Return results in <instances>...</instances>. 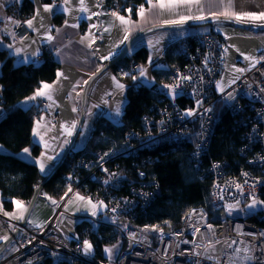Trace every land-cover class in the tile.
Instances as JSON below:
<instances>
[{
	"label": "built area",
	"instance_id": "1",
	"mask_svg": "<svg viewBox=\"0 0 264 264\" xmlns=\"http://www.w3.org/2000/svg\"><path fill=\"white\" fill-rule=\"evenodd\" d=\"M122 1L111 0L109 7L124 16L121 12ZM26 16L22 3L12 0L7 9V20L0 21V41L5 43L13 40L6 32H15L16 40L27 36L29 31L24 24ZM8 18L19 21L20 26L16 27ZM221 44V40L211 33L195 34L178 41L177 54L184 58V62L173 66L168 78L153 86L159 102L155 115L144 116L141 130L125 134L119 144L110 148H95L91 155L73 150L70 170L65 174L68 187L61 197H64L69 187L72 192L53 204L52 213L43 226L36 228L21 224L20 221L0 214V220L9 235L13 228L18 230L13 238L18 251L0 258V264H28L29 261L31 264H45L48 260H65L67 264H228L227 254L236 244H243L252 250L250 254L254 259L248 264H264V235H261L264 234V227L241 217L227 216L220 222H211L206 219V213L201 207H194L184 214L177 228L161 229L157 237L131 227L128 224L130 214L137 208H145L156 195L157 187L152 188L153 183L146 180L143 171L136 170L137 179L134 181L124 173L122 166L114 164L121 157L137 156L141 150L153 149L160 144L188 143L189 155L198 177L211 181V202L214 208L223 209L226 204L237 201L244 203L252 200L253 195L260 199L264 193V92L261 91L264 88V61L253 68L243 67L248 70L239 73V79L221 93L217 89L222 73ZM44 53L51 56L47 50L42 54ZM140 66L146 65L130 60L127 70L131 75H136ZM185 76L191 79L181 80L177 89L179 94L169 95L164 85H174L178 78ZM1 90L0 87V104ZM228 92H233L234 99H227ZM197 100L201 101L199 106L196 104ZM29 105L38 106L42 113L47 101L38 98L30 101ZM189 109H195L192 116L185 114ZM223 110L237 116L243 125H247L242 135L245 143L240 146L239 153L244 157L246 167H241L237 173L228 169L225 160L204 159L208 156L210 142ZM34 115L38 116V113ZM105 153L109 155L105 156ZM101 157H104L103 161ZM104 169L108 171L105 172ZM113 173L116 175L109 183H105ZM88 182L96 187L90 190ZM237 184L241 186V190L237 189ZM76 193L84 197V201H103L107 207L100 208L96 216L80 211L69 212L64 205L74 199ZM81 203L79 201L78 205ZM117 204L119 208L113 213L111 209L117 207ZM61 214L78 222H87L85 232L98 238V227L104 222L110 223L124 241L115 259L98 260L92 252H85L80 242L71 244L58 226ZM208 225H212L211 230ZM237 226H240L239 229ZM197 227L200 231L194 235ZM133 233L135 239L130 235ZM29 240L32 241L30 244ZM217 241L220 243H216ZM232 241L235 243L229 248L228 244ZM197 244H213L215 252L209 250L205 253L203 247H196ZM193 250L204 254L195 255ZM208 256L213 258L208 259Z\"/></svg>",
	"mask_w": 264,
	"mask_h": 264
},
{
	"label": "trees",
	"instance_id": "2",
	"mask_svg": "<svg viewBox=\"0 0 264 264\" xmlns=\"http://www.w3.org/2000/svg\"><path fill=\"white\" fill-rule=\"evenodd\" d=\"M110 1L107 0L109 5ZM121 3V12L124 13L127 8L131 9L130 14L135 17L136 10L140 5H146L147 0H123ZM22 9L26 15L30 14L31 1L23 0ZM54 21L60 22L61 17L56 15ZM210 33L221 40L218 34L213 31ZM177 48L178 41L166 48L165 58L168 68L153 71L155 83L167 79L173 66L184 62V58L177 54ZM147 59V49L139 47L128 53L112 68L121 66L128 71L127 66L130 60L145 64ZM59 67V62L47 53L42 54L39 64L14 65L12 56L6 50H0V87L2 88L0 105L6 110L0 116V146L4 149L0 152V194L2 207L6 211L12 210L15 200L22 201L27 206L34 189L45 176L40 174L34 162L18 156L24 148H29L33 157L40 154L41 148L32 142L31 131L41 111L36 105L22 107L18 103L40 88L42 82L54 81ZM131 76L129 73L128 76L120 79L127 85L126 103L120 123L116 124L104 117H99L86 144L75 151H83L91 155L95 148H110L114 144H119L125 134L142 129L144 116L155 115V108L159 104L158 97L153 92L155 83L151 86H134ZM35 113H38V116H35ZM246 129L247 125H243L240 118L223 110L210 142L208 156L204 159L206 161L225 160L229 166L228 169L233 170L234 173H237L241 167H246L244 157L239 154L240 146L245 143L242 135ZM189 150L188 143L181 145L165 143L153 149L141 150L137 156L121 157L114 162L122 166L124 173L131 176L134 181L137 179L136 170L143 171L146 180L153 183L152 188L157 187V193L152 201L145 208H137L130 214L128 224L131 227L157 237L161 229L177 228L184 214L194 207H201L206 213V219L211 222H220L227 217L222 208L216 209L212 206L211 181L208 178L198 177ZM70 156L71 152L41 191H45L56 199L62 196L68 187L65 174L70 170ZM88 186L90 190L96 187L90 182ZM124 188L126 189V186ZM260 200L264 201V193ZM241 218L264 227V210H257ZM109 224L104 222L98 227L100 238L85 232V228L88 227L87 222L79 221L75 225L77 242L89 241L92 245V253L98 260H107L103 255L104 245L120 242L121 249L124 244L120 233ZM153 225L158 226V230H152ZM145 226H149L148 231H144ZM45 264H67V262L48 260Z\"/></svg>",
	"mask_w": 264,
	"mask_h": 264
},
{
	"label": "crops",
	"instance_id": "3",
	"mask_svg": "<svg viewBox=\"0 0 264 264\" xmlns=\"http://www.w3.org/2000/svg\"><path fill=\"white\" fill-rule=\"evenodd\" d=\"M19 1L22 3L23 0ZM30 1L32 3V11L26 16L25 21L31 19L36 10L39 9L40 15L43 17V19L41 20L38 18L34 21L35 28L38 30L34 31L29 29L25 24L29 34L25 36L26 38L23 40H15V47L24 49V51L19 56L13 55L12 50L6 47L7 44L13 43V40L5 43L0 41V50H6L7 53L12 56L14 65L39 64L42 60V53L47 50L51 53L53 59L59 62L60 67L58 71L64 73V77H66L60 78L59 81L54 84V82L57 81L56 75L54 81L46 83L54 86V103L42 98L47 101V104L52 103V107L45 109L44 112H42L40 116L35 119L32 126L33 129L35 122L41 116L45 117V121L42 123L46 124L47 127L42 128V134H44L45 140L50 145V147L47 149V154L58 158L54 160H47L44 158L43 162L49 168H52L59 160L66 147L65 145L63 148H61L59 145L63 143L65 138L68 140L71 138L60 135V133L63 131L60 125L65 122L70 123L72 121H78L80 95L84 85L83 81L87 80V78L93 72H95L97 68H100L105 62L117 56L127 40L124 41V43H120L125 35V26H121L120 21L111 15L113 11L109 7L107 0H86L90 9L89 13L78 11V0H72L71 14L63 12L61 7L62 0L56 2V7H54L50 13L43 12L42 6L44 4L53 3L52 0ZM11 2L12 0H0V21L7 20V9ZM98 3L100 4V7H96ZM201 5L203 12L201 13L200 11H197L196 6L194 5L192 8V15L203 14L207 17H210L209 13L223 10L219 0H201ZM144 7L147 9L148 4L144 5ZM232 10L255 12L264 11V0H234ZM93 12L100 13V15H92L91 19H88V16ZM181 14H187V10L181 8L178 9L177 12H168L160 9H154L153 11L146 13L144 18H141L137 14V10L135 17H132L127 8L124 12V17H130L131 19V25L128 26L129 38L144 28L158 24H166L164 23L166 20L178 19L179 15ZM56 15L61 17L60 22L54 21V17ZM65 20H68L67 25L64 23ZM41 24L44 26L41 27ZM72 24H76L78 27H71ZM92 25H96V27H91ZM109 27H111V30L105 32L104 29ZM239 27L240 26L228 22H223L222 24H216V26H213L212 24L207 31H198L194 27H176L156 30L143 35L132 43L128 53L139 47H145L147 49L148 59L145 63V68L148 71L147 77L143 79L145 81H150V83L142 82L141 79H138L133 81L132 84L134 86H151L155 83V75L153 71L168 68V63L165 58V50L170 44L180 41L191 35L210 33L213 31L220 36L222 43V73L219 82H221L223 85H226L227 87L230 85L228 81L239 75L238 72L234 71V68H243L245 66H249L250 62L246 61L241 53H244L245 55H252L257 58L264 54L263 31L253 34L250 31L242 30ZM46 32L50 33L54 37L52 41H48L46 39L44 35ZM88 32H91L96 37H99V39H96L92 48L85 46L87 41L84 44L80 43L81 37L85 36ZM244 35H246V37ZM225 49H227V52H225ZM109 51H112L114 55L108 60H101L100 57L107 56ZM32 52H37V56L33 57L31 55ZM93 52H96V54L93 55ZM150 56L152 57L151 63H149ZM125 72L126 70L121 66L117 68L110 67L104 70L100 75H98L97 78L92 81L91 85L89 86V96L87 98L89 100V103L87 104L89 124H87V130L84 132V135L76 149L82 148L86 144L92 134L91 132L89 136L90 125H92L94 129L95 122L99 117H104L116 124L120 123L123 108L126 103L127 88V85L124 84L120 79L125 76L123 75ZM113 76H115L117 80L125 86L122 94L115 87L114 81L112 79ZM136 76L139 77V72L136 74ZM36 91H34V93ZM77 93H79V95H77ZM109 93L111 95H108ZM25 100L26 98L20 101L18 105L22 106L21 103ZM105 100L108 102L104 103ZM117 104H121V113L119 116L115 115V107ZM28 105L29 102L27 104L25 103V107ZM73 107L76 108L75 112L72 110ZM5 112L6 110L0 108V116H2ZM52 137L59 138L51 139ZM31 139L33 143H36L40 146L42 152L46 151L44 145L37 142L39 138L33 137L32 131ZM41 153L37 158L41 157ZM28 161L32 160L29 159ZM35 164L37 165V163ZM41 175H43V173ZM49 197L51 199H49ZM53 200L56 201L57 199L53 196H50L45 191H41L33 205L31 212L28 215L26 224L32 225L34 227H36L37 224L43 226L52 213ZM72 200L75 201V203L69 205L66 209L67 211H80L91 214V207L90 205H87V201H84L78 205L79 201H76V198ZM24 205L27 207L25 203ZM5 212L18 214L15 203L12 210L6 211L3 209L0 194V214H4ZM99 212L100 208L98 207L97 214ZM7 217L12 220L21 221V219H13L11 216ZM57 223L65 237L70 242H77L75 225L78 223V220L63 214L59 216ZM4 235L9 236V233L3 222L0 220V237ZM2 241L3 240L0 239V242ZM245 263L248 264L249 260H247Z\"/></svg>",
	"mask_w": 264,
	"mask_h": 264
},
{
	"label": "snow or ice",
	"instance_id": "4",
	"mask_svg": "<svg viewBox=\"0 0 264 264\" xmlns=\"http://www.w3.org/2000/svg\"><path fill=\"white\" fill-rule=\"evenodd\" d=\"M233 2H234V0H219V3L222 5L223 10L222 11H218V12L209 13L210 17L213 20H217V21L221 17H223L224 19L235 20L238 23H253V24H256V25H264V11H259V12H255V11H234V10H232L233 9ZM147 4H148L147 9L144 7L143 4L140 5L139 8L137 9V14L141 18H144L146 16V13L151 12L154 9H160V10L168 11V12H177L178 9L184 8V9L187 10V14H181V15H179L178 19L166 20V21H164V23L182 25L187 20H201L202 21V20L208 19V17L203 15V14L192 15V8H193L194 5L196 6L197 11H200L201 13L203 12V8H202V5H201V0H147ZM71 5H72V0H62L61 7H62L63 12L71 14ZM54 7H56V0H53V3L44 4L42 6L43 12L50 13V12H52ZM96 7H100V4L98 3L96 5ZM77 10L81 11V12H85V13H89L90 12V9H89V7L87 5L86 0H78V8H77ZM128 11L131 12V9H128ZM92 15H100V13H95V12L91 13L88 16V19H91ZM111 15L115 19L120 21L121 26H125V35H124L123 40L120 41V43H124V41L129 39V27L128 26L131 25V19H130V17L126 18L124 16H121L115 11H113L111 13ZM38 18L41 19V20L43 19V17L40 15V10L39 9L36 10L35 14L33 15V17L31 19H28V20L24 21V24H26L29 29L37 31L38 29L35 28L34 21L37 20ZM8 19L16 27L20 26V22L19 21L12 20V18H8ZM64 23H65V25H67L68 24V20H65ZM40 26L43 27L44 25L41 24ZM71 27H78V25L72 24ZM91 27H96V25H92ZM110 30H111V27L104 29L105 32H108ZM5 34L11 36L12 39H13V43L7 44L6 47L8 49L12 50V54L13 55L19 56L24 51V49H22L20 47H15L16 33L15 32H6ZM44 35H45V37H46V39L48 41H52L54 39V37L50 33L46 32ZM25 38L26 37H24V36L20 37L21 40H23ZM96 39H99V37H96L93 33L88 32V33H86L85 36L81 37L80 43L84 44L87 41L85 46L88 47V48H92L93 45L95 44ZM225 52H227V49H225ZM95 54H96V52H93V55H95ZM31 55L33 57H35V56H37V52H32ZM113 55H114V53L112 51H109V54L107 56H101L100 59L101 60H108ZM241 55L244 57V59L246 61L250 62L249 63V68H253V67H255V65L257 63H260L261 61H264V55L260 56L259 58L255 57V56H252V55H245L244 53H241ZM151 61H152V57L150 56L149 57V63H151ZM102 67H103V65H101V68ZM101 68H97L96 72H99L101 70ZM246 70H248V69H245V68H234V71H236L238 73H243ZM138 71H139V77H137L136 75H132L131 79L133 81L141 79L142 82L150 83V81H145L143 79V78L147 77V71L148 70L144 66H140ZM56 75H57V81H55L54 84L57 83L60 78L64 77V73H62L60 71H57ZM92 75L94 76L95 73H92ZM123 75L128 76L129 73L125 72V73H123ZM64 78H66V77H64ZM89 79H91V76L89 77ZM112 79L114 81L115 87L122 94L123 93V89H124L125 86L123 84H121L117 80V78L115 76H113ZM190 79H191V77H188V76H185V77H182V78H178L177 81H176V84H174V85H164V87L168 89V94L169 95L175 96V95L179 94L177 92V89L179 88V86L181 84V80H190ZM236 79H239V77L237 76L234 79L229 80L228 83L229 84L235 83ZM83 83L87 84L88 81L85 80V81H83ZM225 87H226V85L221 84V82H219V81L217 82V89L221 93H223L225 91ZM54 91H55V89H54L53 85L46 84V83L42 82L41 83V87L37 89V91L34 93L33 96L26 98V101L24 103L27 104L28 102L35 101L38 98H45L48 101H51V102L54 103V100H53V92ZM261 91L264 92V88H262ZM77 95H79V93H77ZM108 95H111V94L109 93ZM226 95H227V99L228 100L234 99L233 92H228ZM107 102H108L107 100L104 101V103H107ZM196 104L199 106L201 104V101L197 100ZM45 107H46V109L47 108H51L52 107V103L47 104ZM72 110L75 112L76 108L73 107ZM205 111H208V110H205ZM194 112H195V109H189V110H186L185 114L187 116H192L194 114ZM120 113H121V104H117L116 107H115V115L119 116ZM43 121H45V117L41 116L35 122V125H34V127L32 129L33 137L34 138H39L37 142L43 144L44 148L46 149V151L41 153V157L40 158H35L34 159V162L39 164L40 171L42 173L47 171V169L45 168V163L43 162L44 158H46L47 160H54V159L58 158V157H54V156H51V155L47 154V149L50 147V145L45 140L44 134H42V128H46L47 127L46 124L42 123ZM76 124H77V121H72L70 123H68V122L62 123L60 125V127L63 129V131L60 133V135L61 136H66V137H71L73 132L76 130ZM49 131H50V129H49ZM81 135H83V133H81ZM58 138L59 137H52L51 139H58ZM69 143H70V141L67 138H65L63 143L61 145H59V147L63 148L65 145H67ZM3 151H4L3 146H0V152H3ZM22 152H23V154H25L22 157L23 159H26V160L33 159L31 157V152H30L29 148H24L22 150ZM104 155L108 156L109 153H105ZM100 159H101V161H103L104 157H101ZM104 171L107 172L108 170L104 169ZM115 175L116 174H114V173L110 174L109 175V179L106 180L105 183H109V181ZM141 175H143V173H141ZM236 187H237L238 190H241V186L239 184H237ZM71 192H72V189H71V187H69L68 192H66L64 194V197H61V199L63 200ZM75 197H76V201L83 202L85 200V198L80 196L78 193L75 194ZM49 199H51V198L49 197ZM13 202L16 205V208L18 210V214L5 212L4 215L11 216L13 219H24L25 218L24 217V212L27 210L25 205H24V203L22 201H13ZM52 203L53 204H57V202L54 201V200L52 201ZM73 203H75V201L69 200L67 202V204L64 205L65 209H67L68 206L73 204ZM258 204H264V201H260V200L256 199L255 196L253 195L252 196V200H251L250 204L247 205V207L249 209H251V208L256 207ZM87 205H90V207H91L92 216H96L97 215V208L98 207L99 208L107 207V205H105L103 201H99L97 203H93L91 199L87 200ZM118 208H119V204H117V207L112 208L111 211L113 213H116ZM225 208H226V210L229 213H231L233 209L239 208V201H237L234 204H226ZM61 215H63V214H61ZM113 222H115V218H113ZM30 223H31V221H30ZM36 227L40 228L41 225L37 224ZM207 227L209 228V230L212 229V225H208ZM239 227L240 226H237L238 229H239ZM151 229L152 230H158V226L153 225V226H151ZM148 230H149V226H145L144 231H148ZM13 231H15V228H13ZM199 231H200V229L198 227L195 228L194 235H195V233H198ZM130 235L132 236L133 239H135V234L134 233L130 234ZM261 235H264V234H261ZM0 239L7 241V240H9V237L7 235H4V236L0 237ZM33 239H35V238L33 237ZM31 242H32L31 240L28 241L29 244ZM216 243H220V241H217ZM234 243H235V241H232L231 243L228 244V247L231 248L232 244H234ZM21 247H23V245H21ZM196 247L197 248L203 247L205 253H207L209 250H212L213 252H215V247H214L213 244H207V245L197 244ZM115 248H116V245H113L112 247L104 249L105 253L108 254V257H109L110 260H111L112 254H113V249H115ZM84 250H85V252H91L92 251V245L87 240L84 241ZM12 251H18V249H12ZM240 251H241L240 248L236 249L237 253H239ZM243 251L246 253V255L243 257L244 260H249L250 261V260L254 259V257L250 254V252L252 251L251 249H249L248 247H245L243 249ZM193 254H195V255H203L204 253H197V252H195V250H193ZM207 258L208 259H212L213 257L212 256H208ZM28 264H31V261H29Z\"/></svg>",
	"mask_w": 264,
	"mask_h": 264
},
{
	"label": "water",
	"instance_id": "5",
	"mask_svg": "<svg viewBox=\"0 0 264 264\" xmlns=\"http://www.w3.org/2000/svg\"><path fill=\"white\" fill-rule=\"evenodd\" d=\"M216 21L217 20H213L211 17H208V19H205L202 21L201 20L186 21L182 25L167 24L166 23V24H158V25L150 26V27L144 28L142 30H139L138 32L133 34L127 40V42L125 43L122 50L119 52V54L117 56H115L111 60H108L107 62H105L103 64V67L102 68L100 67L101 70L99 72H96V71L93 72V73H95V75L93 76L91 74L90 75L91 79H89L90 76L87 78L88 83L83 85V89L81 92L79 116H78V121H77V125H76V130L73 132V134L69 140L70 143L67 144V146L65 147V149H64L63 153L61 154L59 160L56 162V164L54 165L52 170L46 176H44V178L38 183V185L34 189L33 194L29 200V203L27 204V207H26L27 210L24 213L25 218L21 219V221H20L21 224H26L28 215L31 212L38 195L40 194L41 190L43 189V186L51 179V177H53V175L59 169V167L62 165V163L65 161V159L69 155V153L73 151L72 146H73L74 142L76 141V139L78 138V135L80 134V131H81V127H82V123H83V119H84V114H85V104H86L87 91H88V88H89L90 84L92 83V81L98 75H100L104 70L112 67L117 62L122 60L125 56H127L128 50H129L130 46L132 45V43L147 33H150V32L156 31V30H161V29H168V28L198 27V26L210 25L211 23L216 22ZM218 21L228 22V23L240 26V27H246V28H250L253 30L264 29V25H256L253 23H238L235 20L224 19L223 17H221ZM17 233H18V230L15 229V231H12V233L8 236L9 240H7V241L3 240L2 242H0V254L4 251V249L7 247V245L13 240V238L17 235Z\"/></svg>",
	"mask_w": 264,
	"mask_h": 264
},
{
	"label": "rangeland",
	"instance_id": "6",
	"mask_svg": "<svg viewBox=\"0 0 264 264\" xmlns=\"http://www.w3.org/2000/svg\"><path fill=\"white\" fill-rule=\"evenodd\" d=\"M224 21H216V22H213V23H211L210 25H204V26H198V27H194L196 30H198V31H207V30H209V28H210V26L213 24V26H216V24H222ZM213 28H216V27H213ZM240 29H242V30H247V31H250L251 33H253V34H257V33H259V32H262L263 31V33H264V29H258V30H253V29H250V28H246V27H239ZM245 37H246V35H244ZM249 41V40H248ZM249 42H251V41H249ZM244 44V43H243ZM127 73H129L128 71H126ZM98 77V76H97ZM96 77V78H97ZM123 78V77H122ZM91 85V84H90ZM89 88H88V91H87V97H86V104H85V114H84V119H83V123H82V127H81V131H80V134L78 135V138L76 139V141L74 142V144H73V146H72V150H76V148H77V146L79 145V143H80V141H81V139H82V137H83V135H84V132L87 130V127H88V125L87 124H89L88 123V103H89V100L87 99L88 98V96H89ZM80 97H81V95H80ZM26 101V100H25ZM25 101H23L21 104H22V107H25ZM89 129V128H88ZM93 131V126L92 125H90V132H89V136H90V134H91V132ZM81 133H83V135H81ZM67 146V145H66ZM41 152H42V150H41ZM40 152V153H41ZM25 154H23V152H22V150L18 153V156L21 158V159H23L22 157L24 156ZM40 155V154H39ZM38 155V156H39ZM37 156V157H38ZM31 157L33 158V159H30V160H32V161H34V159L35 158H37V157H33L32 155H31ZM24 160H26V159H24ZM37 166H38V169H39V171H40V166H39V164H37ZM54 167V166H53ZM52 167V168H53ZM45 168L47 169V171L46 172H44L43 173V175H47L51 170H52V168H49L46 164H45ZM41 174H42V172H40ZM60 198V197H59ZM58 198V199H59ZM76 198V197H75ZM57 199V200H58ZM56 200V201H57ZM258 200H260V199H258ZM261 201V200H260ZM250 202H251V200H248V201H246V202H244V203H239V208H237V209H233L232 210V212L231 213H229L227 210H226V208L224 207L223 208V212H224V214L225 215H227V216H232V217H245L246 215H248V214H250V213H253V212H255V211H257V210H264V204H258L256 207H254V208H251V209H249L248 207H247V205L248 204H250ZM53 206V205H52ZM103 219H105V218H103ZM120 242H117L116 244H114V245H116V248L115 249H113V254H112V257H111V260H114L115 259V257H116V254H117V251L120 249ZM81 246H82V249L84 250V242H81ZM113 245H104L103 246V255H104V257H106L107 258V260H110L109 259V257H108V254L107 253H105V251H104V249L105 248H109V247H112ZM246 246H244L243 244H240V245H235L234 247H233V249L231 250V252L230 253H228L227 254V257H226V261H227V263L228 264H247V263H245L247 260H244L243 259V257L246 255V253L243 251V249L245 248ZM237 248H240L241 249V251L239 252V253H237L236 252V249ZM12 249H16V245H15V243H14V241L12 240L8 245H7V247L4 249V251L0 254V258H3V257H5V256H7V255H9V254H11L12 252H14V251H12ZM85 251V250H84ZM91 252H93V249H92V251ZM90 252V253H91ZM94 258H96V257H94Z\"/></svg>",
	"mask_w": 264,
	"mask_h": 264
}]
</instances>
